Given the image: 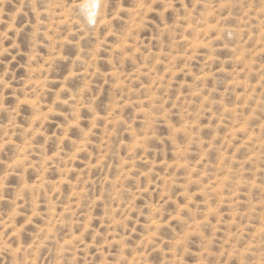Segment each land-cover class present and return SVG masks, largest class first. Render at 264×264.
I'll use <instances>...</instances> for the list:
<instances>
[{"label": "rangeland", "instance_id": "rangeland-1", "mask_svg": "<svg viewBox=\"0 0 264 264\" xmlns=\"http://www.w3.org/2000/svg\"><path fill=\"white\" fill-rule=\"evenodd\" d=\"M87 3L0 0V264H264V0Z\"/></svg>", "mask_w": 264, "mask_h": 264}, {"label": "bare ground", "instance_id": "bare-ground-1", "mask_svg": "<svg viewBox=\"0 0 264 264\" xmlns=\"http://www.w3.org/2000/svg\"><path fill=\"white\" fill-rule=\"evenodd\" d=\"M88 5H86V7L84 8L86 11H88L86 13V15H88L89 17L93 15L95 9H94V5L97 4V0H89V3H87Z\"/></svg>", "mask_w": 264, "mask_h": 264}]
</instances>
